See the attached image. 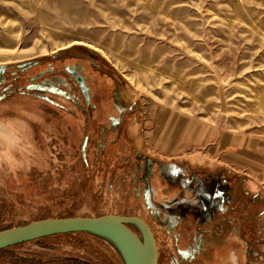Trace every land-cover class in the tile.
Segmentation results:
<instances>
[{"label":"rangeland","instance_id":"374dc122","mask_svg":"<svg viewBox=\"0 0 264 264\" xmlns=\"http://www.w3.org/2000/svg\"><path fill=\"white\" fill-rule=\"evenodd\" d=\"M81 64L108 86L107 109L128 117L115 135L86 122L65 69ZM160 108L212 126V140L242 132L264 141V0H0V230L134 216L150 227L158 264H167L172 243L148 204L138 157L160 158L143 132ZM66 259L121 264L114 241L99 232L0 250V264Z\"/></svg>","mask_w":264,"mask_h":264},{"label":"crops","instance_id":"0c3cea01","mask_svg":"<svg viewBox=\"0 0 264 264\" xmlns=\"http://www.w3.org/2000/svg\"><path fill=\"white\" fill-rule=\"evenodd\" d=\"M152 115L143 132L160 158L138 153L142 170L158 167L180 182L172 226L155 215L172 243L167 264H264L263 139L226 132L212 140V126L196 117L163 108Z\"/></svg>","mask_w":264,"mask_h":264},{"label":"water","instance_id":"95a60500","mask_svg":"<svg viewBox=\"0 0 264 264\" xmlns=\"http://www.w3.org/2000/svg\"><path fill=\"white\" fill-rule=\"evenodd\" d=\"M130 225L137 226L144 238L130 229ZM75 232H99L107 235L121 249L126 264H158L155 237L150 227L134 216H71L36 220L0 230V250L36 239ZM148 255L151 257L150 261Z\"/></svg>","mask_w":264,"mask_h":264},{"label":"flooded vegetation","instance_id":"af4514ba","mask_svg":"<svg viewBox=\"0 0 264 264\" xmlns=\"http://www.w3.org/2000/svg\"><path fill=\"white\" fill-rule=\"evenodd\" d=\"M66 71L73 77L75 80L79 91L85 101L86 107H87V121L88 125L92 127V130L95 128H98V126L107 125L108 131L111 134L118 133L120 122L122 121V118L120 115L116 114L114 111H110L107 109V106L105 105V99H106V90H108V86L106 84H102L101 82H97L95 80V75L86 74V71L88 70V67L84 64L78 65V66H70L65 67ZM50 72H53V68L50 69ZM112 80V78L110 79ZM112 82H110V86H112ZM114 94L112 95V97ZM115 97V96H114ZM128 117H125L127 119ZM125 119L122 121L124 122ZM88 126V127H89ZM124 129V128H123ZM121 129V132L118 134V137L115 139V143H119V139H121L124 134L122 133L124 130ZM107 145H111L110 139L106 143ZM112 146V145H111ZM146 170V168H145ZM150 170V169H149ZM161 178L166 181V184H169V186L163 187L159 194L156 196L157 198V206L155 210V207L151 204L149 197H150V190L149 186L147 187V194H148V204L150 208L155 212L157 217L159 218L160 222H169L170 227L173 224L174 219V198L172 195L173 187L180 184L178 178L170 177L166 174V171L160 172ZM159 174V175H160ZM145 179L148 177L145 176ZM158 260L161 258V254L158 253ZM159 262V261H158Z\"/></svg>","mask_w":264,"mask_h":264},{"label":"trees","instance_id":"16d2710c","mask_svg":"<svg viewBox=\"0 0 264 264\" xmlns=\"http://www.w3.org/2000/svg\"><path fill=\"white\" fill-rule=\"evenodd\" d=\"M122 144H124V142ZM107 146L108 147H112L111 145H107ZM116 146H119V144L116 145ZM108 154H110V153L108 152ZM145 172L147 174L146 176L148 177V182H149L148 183L149 190H150L149 200H150L151 204L155 207V210L157 211V209H156V206H157V198H156V196L159 194V192L161 191V189L163 187L169 186V184H166V181H164V179L161 178L160 169H158V167H154V168H152V169H150L148 171L146 170ZM50 237H53V236H49V237H45V238H50ZM45 238L36 239V240H33V241H39V240H42V239H45ZM114 245H115V248L117 250V253L119 254V257H120V260H121V264H126L125 258H124V255H123L121 249L119 248V246L117 244L114 243ZM61 261L63 262V260H59L57 262H60V264H63V263L65 264V261L68 264H82L81 261L77 260V259H70V260L66 259V260H64L63 263H61Z\"/></svg>","mask_w":264,"mask_h":264},{"label":"bare ground","instance_id":"6f19581e","mask_svg":"<svg viewBox=\"0 0 264 264\" xmlns=\"http://www.w3.org/2000/svg\"><path fill=\"white\" fill-rule=\"evenodd\" d=\"M130 259H131V257H130ZM150 259H151V257H150V255H148V261H150Z\"/></svg>","mask_w":264,"mask_h":264}]
</instances>
